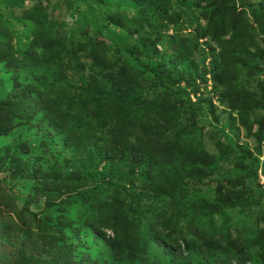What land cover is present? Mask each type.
<instances>
[{"label": "trees", "instance_id": "16d2710c", "mask_svg": "<svg viewBox=\"0 0 264 264\" xmlns=\"http://www.w3.org/2000/svg\"><path fill=\"white\" fill-rule=\"evenodd\" d=\"M56 1L0 0V264H264V0Z\"/></svg>", "mask_w": 264, "mask_h": 264}, {"label": "rangeland", "instance_id": "374dc122", "mask_svg": "<svg viewBox=\"0 0 264 264\" xmlns=\"http://www.w3.org/2000/svg\"><path fill=\"white\" fill-rule=\"evenodd\" d=\"M53 3H56V0H52ZM35 3L34 2H26L25 4V8H31ZM66 4L64 2H61L59 4V10L56 12V15H58L60 18L68 21L69 23V27L72 26V20L68 17V13L66 12ZM22 10H18L17 11V15H20L22 12ZM109 43V42H108ZM264 78V77H263ZM212 89L211 83H209V90ZM214 100L216 101L217 105H218V99L217 97H214ZM264 113V112H263ZM217 114L220 118V122L221 123H225L228 120V114L225 113V110L223 107H219ZM228 130V129H227ZM205 132H207V129L205 130ZM244 131L242 130V133ZM240 143L241 144H249L250 148H253L254 146H257L258 144L255 143V141L253 139L250 138H245L244 135H242L240 137ZM206 142V146L210 151H214V147L213 145L209 142V140L207 141V139L205 140ZM1 177H2V173H1ZM262 183L264 185V181L262 180ZM2 186L0 187V223L2 224V222H8L10 225H14V222H18V223H22L20 218H19V214L20 212L23 210V205L20 204L19 202H17L16 200H13L11 196H9L8 198L4 197V195L2 196ZM5 193V191H4ZM36 203L33 204L32 206V210L36 211ZM41 208H39L38 210H40ZM6 220V221H5ZM232 232L235 234V230L232 229ZM236 239H239L240 236H236ZM9 254H12V257H15L14 253H11L12 249H9ZM2 252V243L0 244V253Z\"/></svg>", "mask_w": 264, "mask_h": 264}, {"label": "built area", "instance_id": "2783aa9c", "mask_svg": "<svg viewBox=\"0 0 264 264\" xmlns=\"http://www.w3.org/2000/svg\"><path fill=\"white\" fill-rule=\"evenodd\" d=\"M262 180L264 181V177H262Z\"/></svg>", "mask_w": 264, "mask_h": 264}]
</instances>
